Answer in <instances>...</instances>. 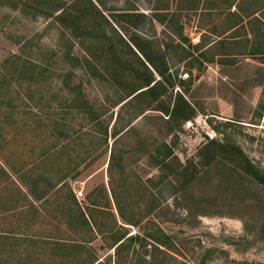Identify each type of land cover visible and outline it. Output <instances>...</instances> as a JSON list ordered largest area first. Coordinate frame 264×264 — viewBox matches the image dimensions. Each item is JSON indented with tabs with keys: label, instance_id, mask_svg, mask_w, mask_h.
Returning <instances> with one entry per match:
<instances>
[{
	"label": "rangeland",
	"instance_id": "374dc122",
	"mask_svg": "<svg viewBox=\"0 0 264 264\" xmlns=\"http://www.w3.org/2000/svg\"><path fill=\"white\" fill-rule=\"evenodd\" d=\"M95 1L159 101L181 94L195 116L167 137L164 112L116 104L126 85L70 60L84 48L54 16L0 0V264H264V187L198 155L220 138L264 173V0ZM164 139L198 175L186 190L148 152Z\"/></svg>",
	"mask_w": 264,
	"mask_h": 264
},
{
	"label": "trees",
	"instance_id": "16d2710c",
	"mask_svg": "<svg viewBox=\"0 0 264 264\" xmlns=\"http://www.w3.org/2000/svg\"><path fill=\"white\" fill-rule=\"evenodd\" d=\"M13 1L16 7L21 6L25 10L27 8L33 9L35 14L55 17L56 21L60 23L64 29V32L69 33L84 48L82 55H72V59L70 60L75 59L76 64L93 76L112 79L118 84L126 85L124 86L126 92L124 97L117 101L116 104H121V106H123L134 98L146 102L142 109H156L164 112L167 117L160 116V118L165 123L166 129L164 134L167 137L174 134L179 123H183L195 116L196 107L188 102L181 94L176 97L172 107L171 105L162 104V102L159 101V96L161 94L160 90L164 88L163 82L160 79L157 80L151 71L149 73H140L137 68H134L132 64H129V62L122 57L114 41L109 38L104 24L99 20V17H106L95 0ZM97 1L101 2V0ZM255 14L256 12L252 16L259 19ZM114 16L115 20L119 22L133 17L130 12H119ZM105 20L109 22L107 18ZM237 24L239 23H236V26ZM252 32L258 34L254 29ZM135 43L141 50L145 60L159 72V74L164 75L165 72L161 69L154 56L147 52L140 43L136 41ZM142 62L146 65L145 61L142 60ZM41 74H43V71H39L38 75ZM67 75L72 76L73 72H68ZM32 76L36 77L37 74L33 73ZM73 89L76 90L78 88ZM72 102L74 104L77 103V106H82L83 111L91 115L92 119H97L103 115V112H99V110L82 94L73 98ZM155 102H157V105L154 106ZM98 124L102 126V131L107 135L108 125L105 126L104 121L98 122ZM118 134L119 133L115 131V136ZM148 152L157 165L162 168L171 169V173L178 178L181 175L186 178L184 182L180 184L181 190H186L190 183L198 177L195 171H190L188 165H183L179 157L174 154L172 145L166 139L160 144L153 145L152 148L148 149ZM198 155L202 165L207 167H217L227 160L228 163L234 166L231 169L232 172H236L240 175L243 172L250 181L264 187L263 171L253 163L239 146L229 144L220 138H212L202 145ZM120 157V155H116L115 151L112 150V161L121 159ZM122 243L123 241L117 246Z\"/></svg>",
	"mask_w": 264,
	"mask_h": 264
},
{
	"label": "built area",
	"instance_id": "2783aa9c",
	"mask_svg": "<svg viewBox=\"0 0 264 264\" xmlns=\"http://www.w3.org/2000/svg\"><path fill=\"white\" fill-rule=\"evenodd\" d=\"M79 195H82V191L79 192Z\"/></svg>",
	"mask_w": 264,
	"mask_h": 264
},
{
	"label": "crops",
	"instance_id": "0c3cea01",
	"mask_svg": "<svg viewBox=\"0 0 264 264\" xmlns=\"http://www.w3.org/2000/svg\"><path fill=\"white\" fill-rule=\"evenodd\" d=\"M256 15V14H255Z\"/></svg>",
	"mask_w": 264,
	"mask_h": 264
}]
</instances>
